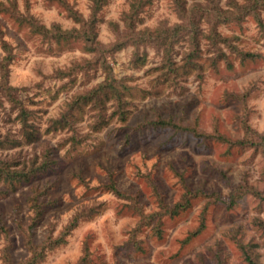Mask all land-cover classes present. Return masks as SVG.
I'll return each mask as SVG.
<instances>
[{"label":"clouds","instance_id":"9594fccd","mask_svg":"<svg viewBox=\"0 0 264 264\" xmlns=\"http://www.w3.org/2000/svg\"><path fill=\"white\" fill-rule=\"evenodd\" d=\"M13 4L25 23L0 26V139L20 140L21 147L0 149V163L39 164L51 152L65 168L83 148L100 150L92 157L93 175L100 165L119 168L118 181L127 177L121 161L145 151L151 160L166 157L194 175L224 171L225 187L241 193L235 201L240 218L228 216L236 223L194 255L214 264L213 254L222 245L225 264H264V0H0V10ZM57 36L71 37V45L61 48ZM88 36H94L92 43ZM196 52L199 67L183 71ZM172 66L181 72L179 78L168 77ZM109 86L119 95L105 99L102 108L88 104L71 124V138L58 140L49 131L82 96ZM22 112L35 113L28 122L39 121V143H23ZM72 138L82 144L69 147ZM219 160L227 167L218 169ZM237 175L240 182L231 183ZM217 190L221 201L215 210L226 212L232 200L225 201L223 189ZM89 191L94 192L91 201L85 199ZM59 199L55 215L43 225L46 235L41 225L26 232L32 247H19L17 237L18 246L9 249L8 237L0 234V264H8L9 256L15 264H29L36 255L39 264H81L89 236L94 253L123 252L134 234L145 239L136 231L142 219L161 211L155 202L142 201L141 214L129 215L128 202L113 205L121 198L91 177L62 185ZM91 205L104 207L98 218L88 214ZM208 211L207 205L201 207L178 233L170 229L168 238L154 245L163 257L154 254L150 264L179 252Z\"/></svg>","mask_w":264,"mask_h":264},{"label":"rangeland","instance_id":"374dc122","mask_svg":"<svg viewBox=\"0 0 264 264\" xmlns=\"http://www.w3.org/2000/svg\"><path fill=\"white\" fill-rule=\"evenodd\" d=\"M14 8L15 4H13L11 9L6 8L9 12L4 9L0 10V16L3 17V19H0V26L7 27L8 23L14 22L11 18L15 12ZM71 43L72 42L58 45L63 48L65 46H70ZM178 53L177 59L183 56V52H179V49ZM247 62L251 64L252 61L251 59H248ZM77 90L78 85H74L73 91L75 92ZM79 91H83V89L79 88ZM35 123L38 125L39 121H35ZM55 133L58 140H62L65 135L69 137L68 133L65 131H58ZM40 136L41 129L37 127V140L31 144L27 143L23 134V143L28 145L37 144L40 141ZM8 138L16 140L11 137ZM16 141H18L19 144L0 149L20 148L21 141ZM125 142H131L130 133L126 134ZM69 147H71L70 144ZM99 151L100 150L97 149L96 153ZM96 153L91 152V150H84L81 148L80 155L75 156L73 160L69 161L68 166L65 168H60L59 161L52 157L58 162L57 167L53 171L38 180L32 181L30 184L18 186L16 191H12L11 189L8 190V194H4V191L8 189L7 185L0 182V221L9 229L7 235L9 249L16 248L18 246L17 237L20 239L19 247H24L26 243V235L20 231L18 225H22L26 230L32 225L33 217L30 218V212L33 209L31 207L30 198L33 196L34 189L36 188L42 189L45 186L51 187L49 193L42 197V200L45 203L44 214L41 221L38 223V225H41L42 234L45 235L46 233H43V225H46L52 216L55 215L54 210L60 205L59 193L61 191V186L67 185L69 181L75 183L77 179L85 181L90 177L93 180L99 178L102 183L103 191L107 193L112 192L108 191L105 186L108 185L110 181L114 180L117 187L127 195L131 196V198H121L119 201L113 200V205L116 203L124 204V202L127 201L128 203L125 205L124 211L129 215L141 214L142 201L148 203L155 202L159 205V208L161 209L160 212H163L162 205L174 207L177 203L183 200L188 188L193 191L202 190L206 193L220 192L217 190L220 188L223 189L224 195L229 194L232 190L230 187H225L223 183V181L228 179V173L224 171H221L218 176L211 175L207 171H205V173H197L194 175L191 168L184 167L183 171H181L175 165L169 164L166 157L159 160V162L149 159L148 157L150 153L147 151L143 152L142 155L126 158L121 161L127 171L126 178L118 181L117 177L122 175L120 169L105 168L103 165L96 167L95 175H93V167L96 164V161L92 159V157L95 156ZM21 155L23 154L21 153ZM12 161L17 163L20 167L23 165H27L29 167L33 161L37 160H32L30 164L23 159H14ZM216 166L218 169L227 167L223 160L216 161ZM145 170H149L146 176L137 175V173H143ZM76 172H78V175ZM177 181H179V183H177ZM239 182V175L236 176L235 180L231 181L233 184ZM130 185L135 186L131 191L128 190ZM93 195L94 192L89 191L86 193L85 199L91 201ZM166 195L169 199H166ZM108 198L110 200L113 199L111 196ZM208 201V198H195L191 208L182 213L180 216L172 218L167 215L163 217V225L160 235L156 233V221L151 225L144 226L138 233H145V239L137 240L136 238H132L131 241L123 246V252H121L119 248H103L101 251L94 253L92 251L93 237L89 236L84 245V258L86 259L84 264H110V262L111 264H150L149 258L154 254H158V258H162L163 253L160 252L159 249H156L154 245L165 241L168 238L166 234L170 229H173L178 233L179 229L185 227V221L190 216H199L201 207H204ZM261 206L264 207L263 202H261ZM91 209H95L96 212L89 213V210ZM209 209L210 211H208L206 217V227L203 232L189 241L188 239L192 233L191 232L188 238L182 242L181 250L169 255L167 259H162V264H207V260L204 256L201 255L197 257L194 255L197 249L210 244L213 237H218L223 231H226L236 223V220H228V216H235L238 219L240 218V209L237 205L233 209L227 208L226 212L217 213L215 210L216 204H211ZM103 211V206L91 205L88 209V214L92 217L98 218L99 214ZM201 225L202 216L199 218L198 228H200ZM34 230L32 232H34ZM249 235H252V233H249ZM136 242L141 243L143 250H139L136 247ZM220 246L223 249L224 255V248L222 245ZM8 259H10L12 264H15L11 256H9ZM213 260L215 264L214 254Z\"/></svg>","mask_w":264,"mask_h":264},{"label":"trees","instance_id":"16d2710c","mask_svg":"<svg viewBox=\"0 0 264 264\" xmlns=\"http://www.w3.org/2000/svg\"><path fill=\"white\" fill-rule=\"evenodd\" d=\"M15 9V8H14ZM4 10L8 11L6 8ZM9 12V11H8ZM16 24L23 25L25 21L21 20L18 18L14 12L13 16L11 17ZM56 40V43L61 45L63 43H69L72 42L71 37H66V36H57L54 37ZM94 39V36H88L87 37V42L92 43ZM199 56V52L193 53L192 57H189V63L186 65V67L183 69V71H189L194 67H199L198 64L195 63V57ZM222 59L224 58L223 56L221 57ZM169 78H179L181 75V72L177 70L175 66H172L169 68L168 73H167ZM119 93L116 92V89L109 86L107 89H103L101 92L94 93L91 96H82L80 101L75 105L73 112L69 113L66 115L63 120L57 121L52 125V129L49 131H65L68 133L69 138L72 137V133L70 131L71 124L73 121H75L78 116L86 110V106L92 102H95V105L97 107L102 108L104 104V100L107 99L109 96ZM124 108L125 105L122 103L121 104V115L124 114ZM35 113H28V112H22L21 117L25 122L24 129H23V134L25 136V140L27 143H33L35 140H37V125L35 122L29 123V118L34 117ZM16 144H19L18 141L12 140L10 138H5V139H0V148H5V147H11L15 146ZM82 144L81 141L76 140L75 138L71 139V147L72 146H80ZM58 162L52 158L51 152H49L42 163H37V161H33L32 164L29 165H23L22 167L18 166L17 163L11 161L8 163H0V182L4 183L7 185V190L4 191V194H8V190L16 191L18 189V186L20 185H25V184H30L32 181L38 180L44 175L48 174L49 172L53 171L57 167ZM105 188L112 192L115 193L116 196H119L120 198H131V196L127 195L124 193L121 189H119L116 185V182L114 180L110 181L108 185L105 186ZM51 187L45 186L42 189L36 188L34 189V194L30 198V203L32 209L35 211V216L33 217L32 220V225L29 226L26 229L22 225H18L19 229L21 232L25 233H30L32 232L38 225V223L41 221L43 214H44V206L45 203L42 200V197L47 195L50 191ZM241 193H234L233 190L227 195H224V200L226 201L229 197L232 200L231 204L227 205L228 209H233L236 206L235 201L239 198ZM208 198V202L206 205L209 206L211 204H217L219 201H221V193L220 192H212V193H206L202 190H197L193 191L191 189H187V192L185 193L183 200L179 203H177L174 207H170L169 205H162L163 212H159L155 215L143 218L140 224V227L136 230L137 233L142 230V228L146 225H151L153 222L156 221V233L158 235L161 234L162 230V225H163V217L169 215L172 218H175L177 216H180L182 213L186 212L189 210L192 206L193 200L195 198ZM260 201L264 203V197H260ZM96 212L95 209L89 210V213H94ZM208 213V212H207ZM206 217L207 214L202 216V225L200 228L195 230L194 232L191 233L189 237V241H191L193 238L198 236L203 232V230L206 227ZM9 229L6 227L2 222L0 221V233L4 234L5 236L8 235ZM33 233V232H32ZM133 238H136L135 234L133 235ZM26 243L28 244L29 247L33 246V242L30 239L26 238ZM137 243V244H136ZM136 247L139 250H143L141 243L136 242ZM255 246V245H253ZM244 251V249H241ZM245 255L251 259V255L248 252H245ZM214 258H215V264H225L224 259H223V249L220 245L217 247V251L214 253ZM39 259L40 256L36 255L34 256L29 264H39ZM86 259L83 258L81 263H85ZM8 264H12L10 259H8ZM23 264V262H21Z\"/></svg>","mask_w":264,"mask_h":264}]
</instances>
